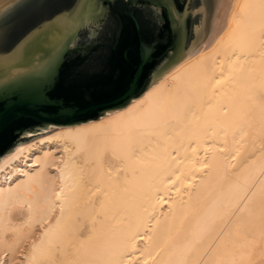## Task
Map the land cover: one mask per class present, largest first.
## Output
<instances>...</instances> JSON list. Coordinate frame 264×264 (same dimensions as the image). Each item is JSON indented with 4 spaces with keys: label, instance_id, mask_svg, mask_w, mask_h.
<instances>
[{
    "label": "bare ground",
    "instance_id": "6f19581e",
    "mask_svg": "<svg viewBox=\"0 0 264 264\" xmlns=\"http://www.w3.org/2000/svg\"><path fill=\"white\" fill-rule=\"evenodd\" d=\"M105 114L0 156V264H264V0Z\"/></svg>",
    "mask_w": 264,
    "mask_h": 264
},
{
    "label": "water",
    "instance_id": "95a60500",
    "mask_svg": "<svg viewBox=\"0 0 264 264\" xmlns=\"http://www.w3.org/2000/svg\"><path fill=\"white\" fill-rule=\"evenodd\" d=\"M229 3L0 0V156L49 133L24 137L26 132L85 123L127 105L177 63L207 48L223 29ZM141 15H150L156 29L168 26L171 40L159 52L142 38ZM110 19L126 26L122 85L111 94L95 93L91 79L83 76L76 80L80 87L65 86L64 77L73 76L71 58L83 57Z\"/></svg>",
    "mask_w": 264,
    "mask_h": 264
},
{
    "label": "flooded vegetation",
    "instance_id": "af4514ba",
    "mask_svg": "<svg viewBox=\"0 0 264 264\" xmlns=\"http://www.w3.org/2000/svg\"><path fill=\"white\" fill-rule=\"evenodd\" d=\"M120 8L116 5L113 9L118 12ZM113 23L111 19L107 21L97 36V42L87 45L83 57L79 53L76 57L72 56L69 68L73 76L64 77L65 86L75 84L80 87L81 83L76 80L83 76L91 79L89 87L95 93L111 94L122 85L126 78V26L120 27V22L116 26ZM140 24L142 38L152 43L155 50L159 52L169 44L171 37L167 24L156 29V23L150 15H141Z\"/></svg>",
    "mask_w": 264,
    "mask_h": 264
},
{
    "label": "rangeland",
    "instance_id": "374dc122",
    "mask_svg": "<svg viewBox=\"0 0 264 264\" xmlns=\"http://www.w3.org/2000/svg\"><path fill=\"white\" fill-rule=\"evenodd\" d=\"M50 126H51V125H48V126H47V129H48ZM42 129H44V128H42ZM45 129H46V128H45ZM47 129H46V130H47ZM52 129H54V128L52 127ZM40 131H43V130H38V131H34V132L38 133V132H40ZM23 136H25V135H23ZM256 256H257L256 252H255V254H254V253L252 254V260H253V261L255 260L254 263L256 262L255 264H262L260 258H259V257H256ZM253 258H255V259H253ZM259 262H260V263H259Z\"/></svg>",
    "mask_w": 264,
    "mask_h": 264
}]
</instances>
